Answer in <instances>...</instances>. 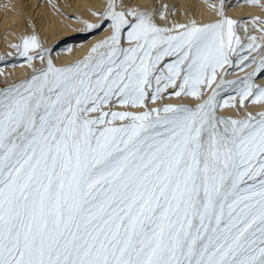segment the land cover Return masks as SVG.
Masks as SVG:
<instances>
[{"label":"snow or ice","instance_id":"6c2138e0","mask_svg":"<svg viewBox=\"0 0 264 264\" xmlns=\"http://www.w3.org/2000/svg\"><path fill=\"white\" fill-rule=\"evenodd\" d=\"M211 7L160 27L107 0L73 19L108 35L62 66L35 35L11 45L33 72L0 88V264H264V111L245 103L264 104V44ZM226 64L251 70L217 80ZM166 96L200 103L148 107Z\"/></svg>","mask_w":264,"mask_h":264},{"label":"bare ground","instance_id":"6f19581e","mask_svg":"<svg viewBox=\"0 0 264 264\" xmlns=\"http://www.w3.org/2000/svg\"><path fill=\"white\" fill-rule=\"evenodd\" d=\"M106 2L107 0H0V88L32 75L33 67L27 63V58L21 57L17 49L11 46L21 44L23 37L35 35L43 48H52V59L57 66L75 62L87 55L90 46L108 35V32H81V24L73 17L96 22L99 17L93 16L92 11H103ZM117 3L132 9L152 11L154 22L160 27H172L173 24H188L192 21L197 25H206L220 19L211 5H218L221 0H117ZM161 10L165 13V19H160L157 15ZM224 14L237 22L233 31L241 43H248L246 37L252 35L257 42L264 44V31L257 30L264 29V24L256 23L264 22V0H257L255 3L249 0H224ZM35 54V51L29 53ZM32 65L36 69L44 66L39 59L33 60ZM225 70L230 74L224 78L234 80L251 69L245 68L241 72L238 69H229L226 64L218 69L217 80L224 75ZM256 83L264 85V79H257ZM212 87H215V82ZM211 90L209 88L204 92V98H207ZM166 91L171 93L174 90L170 88ZM198 103V98L166 96L148 107L173 104L194 108ZM245 103L248 113L264 111V104L253 105L249 100ZM113 110L138 112L142 109L117 106ZM217 115L242 118L245 109L221 108L217 110Z\"/></svg>","mask_w":264,"mask_h":264},{"label":"rangeland","instance_id":"374dc122","mask_svg":"<svg viewBox=\"0 0 264 264\" xmlns=\"http://www.w3.org/2000/svg\"><path fill=\"white\" fill-rule=\"evenodd\" d=\"M97 32L99 33L100 31H96V32H93V33H97Z\"/></svg>","mask_w":264,"mask_h":264}]
</instances>
